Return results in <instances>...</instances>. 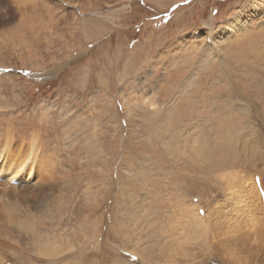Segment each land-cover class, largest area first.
Segmentation results:
<instances>
[{"label": "rangeland", "instance_id": "obj_1", "mask_svg": "<svg viewBox=\"0 0 264 264\" xmlns=\"http://www.w3.org/2000/svg\"><path fill=\"white\" fill-rule=\"evenodd\" d=\"M19 3L28 7L19 11ZM245 3L264 0L0 2V133L13 121L15 136L38 130L49 148L31 181L44 193L37 203L47 207L28 213L62 249L48 262L30 235L14 233L5 264L206 258L200 252L208 248L202 238L209 230L189 204L207 214L209 203L222 198L226 171H264V147L242 158L239 142L244 134L257 136L251 123L264 133V50L257 35L264 7L251 32L237 34L232 46L213 45ZM144 100L157 102L161 123ZM228 130L239 140L224 136ZM198 137L205 150L222 141L214 165L192 149Z\"/></svg>", "mask_w": 264, "mask_h": 264}, {"label": "bare ground", "instance_id": "obj_2", "mask_svg": "<svg viewBox=\"0 0 264 264\" xmlns=\"http://www.w3.org/2000/svg\"><path fill=\"white\" fill-rule=\"evenodd\" d=\"M3 1L4 0H0V2ZM28 3L27 4L19 3L16 6L19 11H24L28 7ZM1 7L0 10H2ZM263 7L264 4L259 5L258 3L255 4L245 3L243 7L238 11V14L231 20V22L230 23L226 22L227 23L226 26L220 29L218 35L213 38L214 47L217 48V46H220V48H222L225 46H232L234 42L232 39L235 38L237 34H239L240 32L244 33V31L247 30L251 32L253 23L256 20H258L256 18H260L259 16L261 15L260 11H262ZM194 33L197 34L198 32H194ZM257 35L261 37L260 40L261 42H263L260 49L261 52L262 50H264V28H262L261 30L259 29ZM156 103L157 102L154 103V100L153 103H150L149 100L146 101L144 100V103L142 104H144V107L146 106L145 109L147 111L156 115V117H158L157 121L161 123L163 113L161 111V108L157 106L158 104ZM241 105L248 108L247 109V108L239 107L240 109H242L244 113L249 112L248 102H242ZM247 115L249 114L247 113ZM166 122L168 121L166 120L165 123ZM14 124L15 123L11 121L9 124L6 125L5 129L0 133V264L2 262L3 263L7 262L9 260L7 258L8 245L9 242L13 239L14 233L16 234L19 233L20 235H27V236L30 235L31 238L34 239L33 240L34 245L38 247L37 250L40 253L44 254L46 256L45 259L48 260V262H50V257L59 256V254L62 253V249L56 245L58 239H56L57 237L56 238L51 237L48 240H46L43 237L41 231L37 229L36 224L32 222L33 217H31V215L28 213L31 211H35V213L36 211H43V208L47 207V203H37V201L39 200L41 201L44 198V193H42V188L38 187L39 186L38 182H35L34 180V182L32 183L31 181L32 179L35 178L33 176V171L36 168L34 164L38 165L40 161L47 158V154L49 153L48 151L49 148L46 149V147H43L44 146L43 139L41 137L40 132L37 129H36L37 132L35 134L34 133L33 135L30 134L31 136L29 135L28 137L25 138H19L18 135L15 136L14 134L16 131V126ZM250 128L253 130V135L254 134L257 135L255 136L254 140L251 138L252 135L250 133L249 134L251 136L248 134H244L240 140L239 137L235 133H233V131L228 130L226 135H224V136H231V134H233L234 136L233 138L239 140L240 148H241L240 151L243 154L242 158H244V154L247 155V157L252 158V156L255 155L257 152L258 153L261 152L260 145L264 147V133L262 134L261 129L258 126H255L254 123L250 124ZM160 130H162V127H160ZM14 136L16 137L15 144H13V142L15 141ZM201 140H202L201 137H198V139L194 138L191 141V143H193L192 149L199 154L202 153L201 156H204L206 158V162L212 165L214 155L217 154L220 155L221 157V153L224 150L222 141L218 140L213 147L209 146L207 147L208 149L205 150L201 146L202 144ZM199 146L202 147L201 151H198ZM229 147L231 148L230 145ZM203 149L204 151L202 152ZM40 156L42 160L40 159ZM257 156H255V158ZM245 160L244 161L240 160L242 161L241 162L242 165L250 164V162ZM253 162H255V160ZM210 164L208 165L211 166ZM247 166L252 167L251 165H247ZM238 169L241 170V168ZM238 172H240L239 175L237 174ZM251 172L252 171L246 169L243 172V168L241 171L238 170L237 173L236 170H232V172L230 171V173L226 171L224 175L225 177L224 189L222 188L223 189L222 198L219 199L220 198L219 197L218 199H215L214 203H209L210 211L208 209L207 214L203 209L202 205L200 204L201 206L196 207L194 202V197L191 198V202H194V203L189 202L190 203L189 205H191V213L195 215V217H198L203 224H205V226L209 230V233L208 235H205L202 238L203 241L208 242L207 243L208 248L206 252L203 248H201L202 250L200 252V254L202 253L205 254L206 258L205 259L198 258L199 260H197L196 259L197 256L189 258L188 257L189 255H186L187 256V257L185 256L186 259L188 261L190 260V263L187 261L189 264H204V263L206 264L208 260H211V264H217V261L214 260V258L209 257L208 255L211 254L212 252L218 254V257L222 258L228 264H264V191H263L264 171L260 172L261 174L259 176L257 174V171L255 175L254 174L251 175ZM221 176H223V174ZM256 177H258V180ZM199 202H200V198L198 199V202H196V204L198 205ZM18 205H20V207ZM195 207L197 208V210H195ZM190 220H194V219L191 218ZM39 221L37 223H40ZM196 223L200 224V222L198 221ZM178 225H183V223ZM195 228L197 229L196 226ZM171 234H173L175 237L179 235V232L176 229V227H174L173 233L171 232ZM204 238L207 239L205 240ZM184 241H185L184 243L185 245L186 239ZM192 241L194 240L192 239ZM180 248L181 247H179V249ZM175 255L176 254L174 251V256ZM179 255L180 254L176 256ZM2 259H4V261H2ZM171 261L174 264H180L176 258L172 257Z\"/></svg>", "mask_w": 264, "mask_h": 264}]
</instances>
